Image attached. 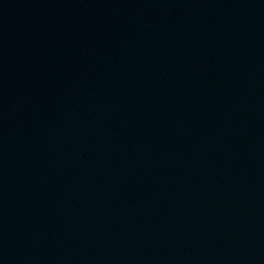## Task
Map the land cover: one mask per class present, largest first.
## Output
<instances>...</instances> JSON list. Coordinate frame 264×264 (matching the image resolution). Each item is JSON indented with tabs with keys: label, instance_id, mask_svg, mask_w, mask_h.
<instances>
[{
	"label": "water",
	"instance_id": "95a60500",
	"mask_svg": "<svg viewBox=\"0 0 264 264\" xmlns=\"http://www.w3.org/2000/svg\"><path fill=\"white\" fill-rule=\"evenodd\" d=\"M0 264H264V0H0Z\"/></svg>",
	"mask_w": 264,
	"mask_h": 264
}]
</instances>
